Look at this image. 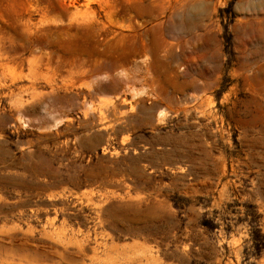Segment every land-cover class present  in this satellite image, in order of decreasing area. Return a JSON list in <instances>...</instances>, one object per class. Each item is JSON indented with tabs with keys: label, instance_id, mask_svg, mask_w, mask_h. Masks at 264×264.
<instances>
[{
	"label": "rangeland",
	"instance_id": "1",
	"mask_svg": "<svg viewBox=\"0 0 264 264\" xmlns=\"http://www.w3.org/2000/svg\"><path fill=\"white\" fill-rule=\"evenodd\" d=\"M0 264H264V0H0Z\"/></svg>",
	"mask_w": 264,
	"mask_h": 264
}]
</instances>
